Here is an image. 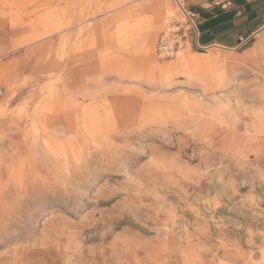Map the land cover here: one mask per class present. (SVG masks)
I'll return each mask as SVG.
<instances>
[{
  "label": "rangeland",
  "instance_id": "obj_1",
  "mask_svg": "<svg viewBox=\"0 0 264 264\" xmlns=\"http://www.w3.org/2000/svg\"><path fill=\"white\" fill-rule=\"evenodd\" d=\"M168 15L0 0V264H264V31L159 60Z\"/></svg>",
  "mask_w": 264,
  "mask_h": 264
},
{
  "label": "crops",
  "instance_id": "obj_2",
  "mask_svg": "<svg viewBox=\"0 0 264 264\" xmlns=\"http://www.w3.org/2000/svg\"><path fill=\"white\" fill-rule=\"evenodd\" d=\"M181 1L195 27L194 50H238L264 31V0Z\"/></svg>",
  "mask_w": 264,
  "mask_h": 264
},
{
  "label": "built area",
  "instance_id": "obj_3",
  "mask_svg": "<svg viewBox=\"0 0 264 264\" xmlns=\"http://www.w3.org/2000/svg\"><path fill=\"white\" fill-rule=\"evenodd\" d=\"M180 18L168 15L163 19V29L155 43V55L159 60H169L178 53L191 49V37L194 30V24L191 15L185 11L182 1L175 0ZM198 51L207 50V48L197 47Z\"/></svg>",
  "mask_w": 264,
  "mask_h": 264
},
{
  "label": "snow or ice",
  "instance_id": "obj_4",
  "mask_svg": "<svg viewBox=\"0 0 264 264\" xmlns=\"http://www.w3.org/2000/svg\"><path fill=\"white\" fill-rule=\"evenodd\" d=\"M145 147H147V144H145ZM137 159L136 156L133 155L132 157H130V159L128 160V166L129 167H135L136 163H137ZM7 236V226H5V228L3 230H0V237L5 238L6 239Z\"/></svg>",
  "mask_w": 264,
  "mask_h": 264
},
{
  "label": "bare ground",
  "instance_id": "obj_5",
  "mask_svg": "<svg viewBox=\"0 0 264 264\" xmlns=\"http://www.w3.org/2000/svg\"><path fill=\"white\" fill-rule=\"evenodd\" d=\"M179 1V0H178ZM231 51V50H230Z\"/></svg>",
  "mask_w": 264,
  "mask_h": 264
}]
</instances>
